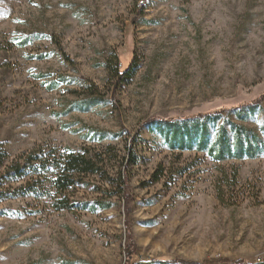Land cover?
Instances as JSON below:
<instances>
[{"label":"rangeland","instance_id":"obj_1","mask_svg":"<svg viewBox=\"0 0 264 264\" xmlns=\"http://www.w3.org/2000/svg\"><path fill=\"white\" fill-rule=\"evenodd\" d=\"M132 58V76L115 85L113 70ZM263 95L264 0H0V142L9 156L108 144L126 155L138 133L140 158L130 212L117 197L94 212L55 211L32 196L0 203V264H126L130 244L132 264H264V156L178 159L148 125L255 104L246 121L230 119L262 136ZM159 164L190 170L153 183ZM233 166L241 195L224 205L215 186ZM99 181L76 196H102L91 187Z\"/></svg>","mask_w":264,"mask_h":264},{"label":"trees","instance_id":"obj_2","mask_svg":"<svg viewBox=\"0 0 264 264\" xmlns=\"http://www.w3.org/2000/svg\"><path fill=\"white\" fill-rule=\"evenodd\" d=\"M134 60L128 63L123 70L114 69L112 73L115 85L126 82L133 74ZM87 83L88 94L95 102L99 100L98 88ZM91 89V90H90ZM264 99V95L261 100ZM89 101L80 102V105ZM255 104L243 105L227 110L213 111L204 115L182 117L176 120L151 119L148 125L155 126L165 146L176 157L185 152L204 154L215 163H224L232 160L256 159L264 156V125L261 126L260 136L253 129L230 119L231 114L236 115L239 121H246L249 112ZM82 107V106H81ZM81 109V108H79ZM87 109V108H86ZM122 132H129L124 128ZM95 133L105 139L109 132L97 130ZM119 137L121 133H114ZM138 133L132 135L126 145L127 153L122 155L120 150L111 144L101 148H92L84 145L80 149L67 147L40 146L31 151L11 158L0 142V203L32 196L39 203L46 202V206L55 211H96L109 209L112 200L117 197L127 206L132 200L129 192L133 168L140 159L134 146ZM190 168L187 166L176 169L159 164L153 172V183L168 185L173 176H184ZM238 169L233 166L222 168L216 182V195L224 205H233L232 199L240 197L235 192L239 187ZM99 178L102 186H91L92 190L102 196L93 201L79 199L76 194L79 187H90V180ZM133 244L128 249L126 264H132L135 257ZM201 264L197 262H184L181 260H167L158 258L144 260L139 264Z\"/></svg>","mask_w":264,"mask_h":264},{"label":"built area","instance_id":"obj_3","mask_svg":"<svg viewBox=\"0 0 264 264\" xmlns=\"http://www.w3.org/2000/svg\"><path fill=\"white\" fill-rule=\"evenodd\" d=\"M140 5H141V2H140Z\"/></svg>","mask_w":264,"mask_h":264}]
</instances>
